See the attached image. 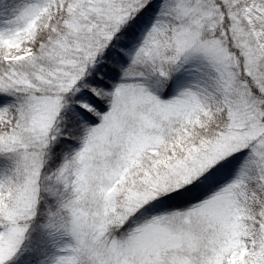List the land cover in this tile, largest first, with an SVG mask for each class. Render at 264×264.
Segmentation results:
<instances>
[{"label": "snow or ice", "instance_id": "6c2138e0", "mask_svg": "<svg viewBox=\"0 0 264 264\" xmlns=\"http://www.w3.org/2000/svg\"><path fill=\"white\" fill-rule=\"evenodd\" d=\"M0 264H264V0H0Z\"/></svg>", "mask_w": 264, "mask_h": 264}]
</instances>
